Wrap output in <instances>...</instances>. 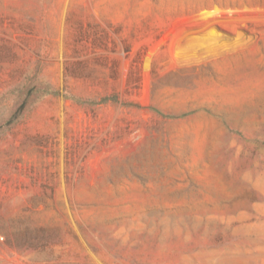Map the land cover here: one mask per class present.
I'll list each match as a JSON object with an SVG mask.
<instances>
[{
	"label": "rangeland",
	"instance_id": "374dc122",
	"mask_svg": "<svg viewBox=\"0 0 264 264\" xmlns=\"http://www.w3.org/2000/svg\"><path fill=\"white\" fill-rule=\"evenodd\" d=\"M0 264H264V0H0Z\"/></svg>",
	"mask_w": 264,
	"mask_h": 264
},
{
	"label": "trees",
	"instance_id": "16d2710c",
	"mask_svg": "<svg viewBox=\"0 0 264 264\" xmlns=\"http://www.w3.org/2000/svg\"><path fill=\"white\" fill-rule=\"evenodd\" d=\"M153 111L159 113L160 115H163V114H162L161 112H159L158 110H154V109H153Z\"/></svg>",
	"mask_w": 264,
	"mask_h": 264
}]
</instances>
